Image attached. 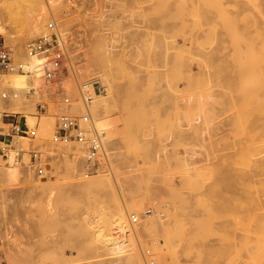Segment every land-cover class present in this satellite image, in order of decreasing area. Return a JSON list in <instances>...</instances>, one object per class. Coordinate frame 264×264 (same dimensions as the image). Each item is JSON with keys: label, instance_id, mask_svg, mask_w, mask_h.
<instances>
[{"label": "rangeland", "instance_id": "obj_1", "mask_svg": "<svg viewBox=\"0 0 264 264\" xmlns=\"http://www.w3.org/2000/svg\"><path fill=\"white\" fill-rule=\"evenodd\" d=\"M176 1L69 0L53 10L58 29L71 33L68 61L83 67L80 81L100 83V91L88 85L89 108L102 111L95 118L105 129L92 173L107 175L106 184L72 192L70 166L43 150L45 174H53L45 189L34 194L30 181L11 189L0 180V256L7 245L12 264L107 261L103 239L116 233L114 213L130 206L128 198L142 208L137 222L147 227L141 245H131L143 264H264L257 181L264 173L254 165L264 157V0ZM30 2L16 0L14 8L23 13ZM22 26L9 30L18 37ZM135 26L146 28L140 38ZM74 77L47 78L43 106H28L58 119L65 110L80 115L78 101L62 103L76 90ZM5 88L1 114L13 93L3 98ZM86 216L95 221L93 232L77 230Z\"/></svg>", "mask_w": 264, "mask_h": 264}, {"label": "bare ground", "instance_id": "obj_2", "mask_svg": "<svg viewBox=\"0 0 264 264\" xmlns=\"http://www.w3.org/2000/svg\"><path fill=\"white\" fill-rule=\"evenodd\" d=\"M4 1L5 2L3 3V5L1 4L3 7L0 9V35H1V37L4 38L5 42L8 44V46L12 50L13 55L16 58H19V60H21L24 63V68H23V71L22 72L16 73V74H14L12 76H9V77H1L0 76V88H2V87H9L13 91L11 97L7 101H5V107L4 108H5L6 111H9L11 113H16V114L23 115L25 117V124L28 126V128L30 130H34V137H31V136H29L27 134H14L13 137H12V140L9 143H7L8 144V147H9L8 154H7L6 157H0V180H1V182L4 181L6 183V185H7V187H9V188L12 189V188H16L15 187V184L17 182H19V181H21V182H23V181L24 182L25 181H30V182H32V184L29 183V185L28 184L27 185L29 187L30 186L32 187V188H30L31 191L35 190V192H36V190H37V193H39L38 189H40L42 187L44 188L45 185L47 186V184L49 183V181H48L49 179L52 180V177L53 176H51V175H53V174H45V175H43V177L38 178V180L36 178L37 175L33 174V171L34 170L29 165L30 158H29V154H28L29 145L31 144V142H33V143H36V144H38L40 146V149L43 150L42 152L47 151L48 154L50 153V156H49L50 158L51 157H54V156L55 157L58 156L59 158H61V160L64 159V161L66 162V164H68L70 166V172H69V170H68V172L70 173V175H72L75 178V179H71L73 181L70 180L71 182L68 185L69 188H71L70 190H72V192H75V193L77 191H78V193L79 192L80 193L81 192H87V194H88V192L91 191L90 189L91 188H94V186L97 185V184H98V186H100L101 184L103 186H105L104 184H106V183L103 184V182L102 183H100V182L103 181V177L104 176H107V175H104V176H103V174L101 175L100 174V172H101L100 169L97 170V171H100L99 172V175H97L98 172L95 173V174H93L92 172H91L92 174L87 173V171H86L87 161L85 159L84 149L82 148L81 145H77V143H74V142L56 143V142L53 141V135H54V132H55V130L57 128V126H56L57 119H58L56 117L57 114L56 113L51 114V113L48 112L49 110L46 111L43 107L40 108V109H39V107H37L36 109H31V107L33 105L30 104V103H33L34 104V108H35V105L36 106L38 105V103L42 104V106H43L42 100L45 97L44 96L45 94L43 95V93L45 92L44 87H45L46 81H49V80L46 78V76L44 74V67H43V64L46 62V54L41 53V54L29 55L27 53L26 49H25V45H26L25 43L27 41H29V39H34L38 35H40L41 33L47 32L48 30L44 26V23L47 20L48 16H51L52 17L53 16V10H55V11L59 10L60 6L61 5H64L69 0H63L62 2H59L58 0H31L29 8L25 9V11H23V13L19 12L16 8H14V5L16 4V0H4ZM178 2L180 3L181 0L175 2V5L176 6L179 4ZM144 4H146V3H144ZM149 9H150V7H149ZM259 11H261V10H259ZM146 12H147V9H146ZM147 13H146L145 16L146 17L148 16V18H149V13H148V15H147ZM146 17H144V19ZM173 17H175V16H173ZM55 21H56V24L57 23H60V22H57L56 18H55ZM151 23H153V22H151ZM23 24H24V26H22ZM146 25L149 26L148 24H146ZM16 26L17 27L18 26H22L24 28V30L16 31V32H18V37L16 35H13L14 33L12 34L10 32V30H9L10 28H14ZM57 27H58V25H57ZM262 28H264V27H262ZM142 29H144V28H142ZM136 30L138 32H136L134 30V34H136L135 36H138V38H140L139 35L142 33V31L144 33V30L141 31L140 28L139 29L137 28ZM139 30H140V32H139ZM146 33L148 35L153 34L151 32V30H150V33H148L147 31H146ZM60 34H61L62 38L66 41L65 42V45L66 44L69 45L68 42L72 40V37L70 36L71 33H68L66 31L65 32L60 31ZM145 36H146V34L144 35V37ZM141 38L143 39V37H141ZM135 39H137V37H135ZM144 42H145V40H144ZM174 44H175V42H174ZM169 47H170V45L168 46V48ZM109 51L110 50H108V52ZM162 52L165 53V51H162ZM167 57H169V56H167ZM176 57L174 56V58H176ZM169 58H168V60H169ZM106 66L108 67V65H106ZM102 67H104V66H102ZM107 76L109 78H106L105 80L107 82L112 81L111 78H110V75H109V71H107ZM49 88H50V86H49ZM88 89L91 90V91H93L92 88H89L88 87ZM55 92H56V90H55ZM57 96H58V94H57ZM47 97H49V95ZM92 98L93 97L91 95V99ZM58 99H59V96H58ZM48 100H50V99H48ZM89 102L91 103V101H89ZM90 103H89V105H90ZM28 105H31V107L28 106ZM74 105H75L74 107H78L79 109L82 110V104H81V102L78 101ZM90 106H92V105H90ZM53 107H54V104H53ZM89 110H90L91 115L94 118H95V116L97 118L98 117L97 115H99V114L101 115V113H102L101 110H95V106L94 105H93L92 110L90 108H89ZM100 111H101V113H100ZM68 112H70V111H68ZM55 114H56V116H55ZM1 115L2 114L0 113V117H1ZM98 122L100 123V121H98ZM193 123H196V122H193ZM81 124L84 125V126H86V124L84 122H81ZM189 128H190V126H189ZM151 134H152V132L151 133L149 132V135H151ZM147 135H148V133H147ZM153 141H155V140H153ZM3 143L4 142L1 141V144H3ZM101 150L104 151L103 146H102ZM51 153H53V154L51 155ZM55 154H57V155H55ZM44 155L47 158L48 155L47 154H44ZM74 156H77L76 157L77 159H82L83 160L81 166H80L79 162L76 161V159L74 158ZM106 158H104V159H106ZM105 162H108V161L105 160ZM255 162L256 163L254 165H255V167L257 166L256 169H258L259 171H261V173H264V171H262V170H264V157L261 156L260 159H258V160L255 159ZM252 163H254V162L252 161ZM63 167L64 166H62V168ZM255 167L253 166V169ZM253 169H252V171H253ZM258 170H256V172H258ZM244 171H246V170H244ZM62 172H65V171H63V169H62ZM254 172H255V170H254ZM254 172H252V173H254ZM240 173L243 174L244 172H240ZM82 175H84V176H82ZM77 176L79 178H77ZM80 176L82 177V179H81ZM243 176H245V174ZM247 176L248 177H253V176H249V175H247ZM35 180H37V181H35ZM239 180H240V178H239ZM45 181L48 182V183L46 184ZM243 181H242V183H243ZM257 181H258V183L260 181L262 182V187H261L260 191L262 192V194H264V180H262V178H261V179H259ZM106 182L108 183V181H106ZM109 182H111V181H109ZM108 185L109 184H107V186ZM247 185H249V184L247 183ZM251 185L253 186L252 183H251ZM260 185H261V183H260ZM252 186H251V188H253ZM29 187H28V189H29ZM95 188H96V186H95ZM248 188H249V186H248ZM31 191H29V192L32 195ZM43 191L44 190L41 189V192L42 193H43ZM92 191H93V189H92ZM33 193H34V191H33ZM257 194H258V192H257ZM258 195H261V194H258ZM252 199H253V197H252ZM126 200H127V202H129L130 206L129 207L127 206L128 208L126 206H124L123 208L121 207L120 209L118 208L116 210V212L114 213V215H116V217H117V220L116 219H115L116 221L114 220L115 222H117L116 223L117 224V228H115V230H117L116 233L115 234L113 233L114 235L111 238L106 237L107 239H105V238L103 239L104 241H106V244L104 243L105 244L104 245L105 247L103 246L104 247L103 248V251L102 250L101 251L106 256L107 261H104V259H102V260H99L98 262H96L97 264H114V263L115 264H143V261H142L140 255L138 254V252L136 250L132 251L133 247H131V245H134V246H135V244H138V246L141 245L140 244L142 242L141 240H143L147 236L146 223H145L144 219L141 220V221H139V222H137L138 221V217H140V218L142 217V216H140V213H141L142 208H137L133 204H131L129 198L126 199ZM258 201H259L258 208L260 210L258 212L259 213L258 214V216H259L258 219L260 218L259 221H261L260 222V227H259V232H262V233H260L259 238L261 237L262 239H260V240H261L262 243H264V237H262V234H264V197H262V195H261ZM49 202H51V201H49ZM49 202H46V203H49ZM250 202H252V201H250ZM125 203H123V204H125ZM48 205H50V203ZM248 205H250V204H248ZM254 206H257V205H254ZM46 207H49V206H46ZM129 209H131L134 213H132L130 216L127 217L128 210ZM252 210H253V208H252ZM248 211H249V209H248ZM143 213L146 214V217H147L146 220H150L151 216L150 215H147V213L145 211ZM255 213H257V212H255ZM255 215H257V214H255ZM132 216H135L136 217V221L135 222H132L131 221V217ZM90 218L91 217H89V216L84 217L83 219L86 220V221L85 222H82V224L79 223L78 224L79 227H77V230L78 229H81L82 231H84V230L85 231L91 230L90 227H91V225H93L95 223V221L91 220ZM127 218H128V220H127ZM97 220L100 221L99 218ZM256 222H257V220H256ZM24 223H25V221H24ZM94 225H96V224H94ZM106 226H107V223H106ZM98 230H100V229L98 228ZM98 230H96V231H98ZM106 230L110 233V231L108 229H106ZM96 231L94 233H97V236H98V232L99 231L98 232H96ZM113 231H114V228H113ZM259 232H257V233H259ZM81 233L84 234L83 232H81ZM255 238H257V237H255ZM249 243H251V241ZM11 251H13V250H11L6 245L4 251L2 252L3 255L0 256V264H5V263L6 264H12L14 262Z\"/></svg>", "mask_w": 264, "mask_h": 264}, {"label": "built area", "instance_id": "obj_3", "mask_svg": "<svg viewBox=\"0 0 264 264\" xmlns=\"http://www.w3.org/2000/svg\"><path fill=\"white\" fill-rule=\"evenodd\" d=\"M46 28L48 31L29 40L25 45V49L29 55L46 54V62L43 64L46 78L62 77L67 73L75 76L76 90L73 95H64L62 103L67 108L72 105L73 101H79L82 104L80 115L72 114L67 110L59 115L53 141L56 143L74 142L80 144L85 152L86 171L91 173L96 171L97 161L95 159L103 146L105 129L90 113L88 102L91 100V92L88 85L91 82L90 84L94 90L100 91V83L96 80L80 81V76L84 73L83 67H80L82 69H75L68 61V48L60 34L54 16H50L47 20ZM23 68L24 63L19 59H15L12 50L0 36V76H12L22 72ZM9 94L10 88L6 87L1 96L6 99ZM81 122H84L86 126L82 125ZM14 134H27L34 137V130H30L25 124L23 115L3 112L0 117V157L7 156L9 151L7 143L12 140ZM1 141L4 143L1 144ZM28 154L30 158L29 165L35 171V174L44 175L43 163L46 157L42 158L40 146L31 142ZM149 212L150 210L146 213ZM131 221L135 222L136 217L132 216ZM145 253L149 252L146 251ZM150 263L152 264V262Z\"/></svg>", "mask_w": 264, "mask_h": 264}]
</instances>
